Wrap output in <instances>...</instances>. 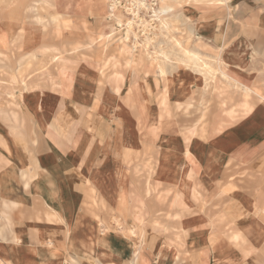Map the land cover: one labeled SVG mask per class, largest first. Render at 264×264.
<instances>
[{"label": "crops", "instance_id": "1", "mask_svg": "<svg viewBox=\"0 0 264 264\" xmlns=\"http://www.w3.org/2000/svg\"><path fill=\"white\" fill-rule=\"evenodd\" d=\"M176 11L182 29L177 37L208 59L218 71L215 78L203 72L198 76L182 64L168 67L161 76L147 59L134 64L132 47L119 42L72 53L68 47L56 48L61 58L50 64L72 75L68 85L56 84V76L46 72L24 81L2 75L0 98L6 99L0 103V264H133L139 237L132 231L143 226L139 264L142 256L144 264H264V223L258 218L264 215V203L249 189L251 178L264 177V0H228L225 6L198 3ZM88 25L86 21L83 32L91 34L94 26ZM84 49L93 50V60L81 53ZM218 50L226 60L219 69L214 63ZM119 66L130 74L118 71ZM92 68L100 84L92 83ZM142 74L146 86H140ZM191 82L211 89L225 116L211 128L209 153L199 137L202 130L184 133L177 151L183 162L180 172L192 177L207 159L204 180L220 184L207 191L215 205L194 207L187 200L198 191L170 184L164 197L171 196L170 187L176 192L167 211L157 214L156 205L163 203L157 186L184 177L175 176L169 161L175 153L165 149L145 165L142 194L130 195L127 172L140 178L134 164L145 137L156 145L157 126L152 119V128L148 123L145 130L118 98H138L143 115L149 93L159 88L160 108L166 111L169 98L188 97ZM104 84L107 90L100 94L98 87ZM60 98H72L88 120L99 124L110 119L107 137L100 139L95 131L90 141L93 129L83 131L80 115L70 117L60 133L50 120L62 109L59 101L66 107ZM228 104L232 106L225 109ZM191 130L197 138L194 145L186 142ZM224 167L243 172L244 185L224 175ZM201 193L204 197L205 190ZM118 219L121 227L115 223ZM235 234L239 237L233 238Z\"/></svg>", "mask_w": 264, "mask_h": 264}, {"label": "rangeland", "instance_id": "2", "mask_svg": "<svg viewBox=\"0 0 264 264\" xmlns=\"http://www.w3.org/2000/svg\"><path fill=\"white\" fill-rule=\"evenodd\" d=\"M120 1L122 5L126 6L127 9H125L127 13L124 10H120L116 13V15H118L119 18L123 19V21L125 22L133 20L134 15L131 9H134V6L132 5L133 8H130L129 6H131L133 2L137 4L140 0ZM83 3L84 0H0V51H2V53L0 54V67H2V69H0V71H3L4 75L15 74L19 77L21 76L29 80H37V76L41 72H46V75L51 74L56 76V84L60 85L63 82L68 85V83L72 80V75L70 76L66 73L64 74L61 71H57L50 64V59L53 55L56 54V52L54 51L55 48H63L64 46H70L71 44L77 41L84 43L88 40L87 36L89 37L90 33L86 34L85 32H83V29L86 27V21L89 24L88 26H94L93 31H91L92 36L97 35L98 32L102 34L106 33L107 35H109L106 46L114 44L115 42H119L122 44L127 43L126 45H130L132 47L133 43H135L136 41L133 34L130 36V41L126 42L124 40L125 30H122L117 24L115 25V18L114 20L109 18L108 12L101 14L97 10H95V8H91L90 11L87 10L84 13H80V10L83 7ZM145 3L149 7L148 9L141 8L139 12H135L139 14L136 17V20L139 23L140 19H143L146 22H150L153 27H156L159 24V22H157L156 20L166 19V21L176 27L177 25H179L176 20L178 18L177 16L180 15V11H174L165 15L160 12L163 6V2H161V0H145ZM153 4H155V6H152ZM184 5L187 6V3H184L183 6ZM108 6L110 8V5ZM41 9H43V11ZM39 14H43L44 17L48 20H51L52 17L55 15H62L64 19L66 18L69 21H72V28H69L68 31H64L61 22L57 25L44 24V26H40L35 21L36 16H39ZM100 23L102 26L101 30ZM58 27H60V29ZM177 29L178 30L175 32V37L179 39V37H177V33L180 32V28L177 27ZM11 31H22V40L17 37H14V39H11L13 41H10L8 48L2 49L5 41H8ZM62 32L64 33L60 36ZM134 32H137L136 34H138V37L140 38L136 39L138 40V42L141 43L142 41H144L143 37L148 36L150 31L146 30L145 32H143L142 28L138 29L136 27L134 29ZM154 33L155 30L151 34L152 38L154 37ZM41 46H48L50 48L44 53H31L36 51H33L32 47L35 49ZM81 53H83L87 59L93 60V50L84 49V51H81ZM140 56V50H137L134 54V64ZM78 58H80V56ZM148 62L151 64L149 60ZM253 62L256 61L254 60ZM134 64L132 65L133 67L135 66ZM110 70L111 69H109L108 71ZM117 70L122 72L124 75L130 74V71L128 69L126 70L121 66H119ZM91 73L95 75L96 79L92 83L100 84V82H97L101 78L99 77V73L94 68H92ZM148 76L152 77V72H150ZM0 78H2L1 74ZM46 80H42L40 82L48 84L49 80ZM145 82L146 80L144 78V75L142 74L141 86H146ZM102 86L103 87L100 88L98 87L100 94L107 90L105 84ZM189 86L190 90L188 93V97L169 98L167 102L168 105L166 107V111H163L160 108L161 98H157L159 88L155 91L150 92L149 98H147L145 104V111L143 115H140L139 113L140 104L138 98H118L122 103L127 106L130 116L136 122H138V124L140 123V126L143 127L145 130V126L148 125V123L152 119L153 121H155V124L157 126L156 145H150L149 138L145 137L144 144L139 152V159L134 164L138 165L137 170L139 171L138 175L140 176V178H135L131 171L127 172V180L129 181L128 192H130V195L132 197H137V195L142 194L143 180L141 176H143V174L145 173V165L149 163L150 160L154 161V159L160 157L162 155L161 153H163L165 149L175 153L169 159L170 167L172 168L175 176L178 175L181 178L184 177V179L182 180L171 179L170 181H166L167 183L161 181L160 184L157 186L156 193H158L159 196L162 197L161 201L163 202L159 206L156 205L157 207L155 210L156 212H158L157 214H159L161 211H167L166 206L169 204V199L171 196H174L176 192L173 189L174 187H170L172 188V190L170 191L171 196L164 197V195L167 194V185L170 184L177 186L182 183V185H184L187 190H189V192L198 191V193L196 192V194L191 193L192 197L190 199L188 198L187 200V202L193 205L194 207L201 208L204 206H210L211 204L212 206L215 205L213 204L212 200H208L209 198H207V191L211 190L212 186L220 184L207 182L205 181L208 180L206 178L204 180V173L208 166V160L206 159L204 162V166L198 169V174H194L192 177L185 178V174H181L180 172L183 162L180 159L179 154H177V151L181 146L184 133L189 128H194L196 130H202L199 137L206 144V150L209 153L211 149L210 140L212 138L211 128L216 121L219 122L224 120L225 113L218 107L217 98H211V89L204 90L202 88V84L197 82H191ZM47 88L45 87L44 89L47 90ZM18 91L19 89L15 90V92ZM5 99L6 98H0V103H3ZM60 99H62V101H65L66 107L64 108L62 106L63 104H61V102L59 101L58 106L62 107V109L60 111H55L52 117L50 118L55 128L60 131V133L64 131L65 126H67V124L71 123L72 118L70 117L77 118L80 115L82 116V119L80 121L82 122L83 131L86 132L87 127H92L93 129L92 136L89 137L90 141L93 140V132L95 131L96 136L98 138L105 139L107 137V134L112 127L110 119H104L103 121H101V123L98 124L94 119L88 120L87 115L83 114L81 112V109L79 112L76 109V105L73 103L72 98ZM231 106V104H228L225 109H229ZM30 126L34 128V125L32 126L31 124ZM33 128L30 129V132H34ZM97 142L99 141H96V143ZM124 168L125 167L121 164L120 169L124 170ZM133 168H135V166H133ZM223 174L229 175L234 179L236 178V182L238 184L244 185V179L242 178L245 177V174L243 172H238L234 168L228 169L227 167H224ZM251 179L253 181L249 182V189L253 192V196L258 195L259 199L256 198L257 201L263 204L264 177H262L261 179ZM202 190H205L204 197L201 193ZM132 197L130 198L133 199ZM258 218L261 220L262 223H264V215H258ZM144 227L145 226H143V228ZM143 228L139 227L136 230V236L139 237L136 250H138L139 247L142 245V238L146 229ZM142 259L144 264L143 256Z\"/></svg>", "mask_w": 264, "mask_h": 264}, {"label": "bare ground", "instance_id": "3", "mask_svg": "<svg viewBox=\"0 0 264 264\" xmlns=\"http://www.w3.org/2000/svg\"><path fill=\"white\" fill-rule=\"evenodd\" d=\"M161 2H163V6H162L160 12L166 15V14H169V13H172V12L176 11L177 9H181L182 7H184L185 6V5L183 6L184 3H187L188 6H192V5L198 4V3H201V4L202 3H207L209 5L214 4V5L225 6L227 4L228 0H186V1H182V0H161ZM108 5H110V8H109ZM132 5L134 6V9H131L132 12H133L134 18H133V20H129V21H126V22L123 21V19L119 18L118 15H116V13L118 11H120V10H124L127 13L126 6L122 5L120 0H84L83 7H82V13H84L87 10L90 11L91 8H95V10H97L101 14H104L105 12L106 13L108 12V16L111 19L116 18L115 25L117 24L122 30H125L124 40L126 42L130 41L129 39H130V36L132 34L134 35L136 41H135V43H133L132 49H133V51L135 53H136L137 50H140L141 56L138 58L139 62H144L145 59L149 60L151 62V66H154L155 69L157 70V73L159 75H161V76H165L167 74V68L168 67L174 68L176 65L182 64L184 67L190 68L194 73H197L198 76H200L201 72H203V73H206L207 76L210 74L211 77H213V78L216 77V74H218V71L213 70L212 64L209 63V61H208V59L206 57L201 56L193 48L189 47V44L184 42L182 39H180V38L178 39V38L175 37V32L178 30L176 26H174L173 24H171L168 21H166V19H158L159 24L156 27H153V25L150 22H146L143 19H140V23H139L136 20V17L139 14L135 13V12H139L141 8L148 9L149 7H148V5H146L145 0L144 1L140 0L137 4L133 2L131 4V6H129V7L133 8ZM106 6H107V9H106ZM152 6H155V4H153ZM41 10L43 11V9H41ZM131 10H129V11H131ZM155 12H157V11H155ZM35 21L40 26L41 25L44 26V24H46V25H50V24L55 25L56 24L57 25L58 23L61 22L62 26L64 28V31H68L69 28H72V26H71L72 25L71 24L72 21H69L66 18L64 19V17H62V15H59V14L53 16L51 20L46 19L43 14H39V16H36ZM136 27L138 29L142 28L143 32H145L146 30L150 31L148 36L143 37L144 41H142L141 43L138 42V40L136 39V38H138V39L140 38V37H138V34H136L137 32L136 33L134 32V29ZM58 28L60 29V27H58ZM154 30H155V33H154V37L155 38L154 37L152 38L151 34H152V32ZM193 30H194V28H191V30H190L191 34L193 33ZM21 34H22V31H18V32L11 31L10 32V36L8 38V41L6 40L4 44L2 43L3 44V48L2 49L8 48V46L10 44V41H13L11 39H14V37H17L20 40H22V35ZM108 37H109V35H107L106 33L99 34L98 36H92V34H90L89 37H88V40L86 42L81 43L80 41H77V42L71 44L70 46H64L63 50H65L68 47L70 49L71 53H72V52H77L81 47H83V48L84 47L92 48V49L93 48H95V49H102L103 48L104 49L106 47V43H107ZM49 48L50 47H48V46H44V47L41 46V47L35 48V49L32 47L33 51H35V50L36 51L35 52H31V53H35V54L37 52L44 53L46 50H49ZM58 50L59 49H56V48L54 49V51H58ZM102 51H104V50H102ZM1 53H2V51H0V54ZM125 56H126V54H125ZM60 58H61V56H56V55L52 56V58L50 59V62L51 63H53V62L56 63V62L59 61ZM214 63L217 65L218 69H219V67L224 65V63H226L225 59L223 58L222 50H218L216 52V54L214 56ZM56 66H57V64H56ZM0 69H2V67H0ZM139 69H141V68L139 67ZM0 74L3 75V76H6V75H4L3 71H0ZM221 75L226 77L222 73H221ZM7 76L11 80L22 79L21 81H24L23 77H21V76L19 77L18 75H15V74L7 75ZM134 79H135V77H134ZM135 80H137V78ZM218 81H219V78H218ZM26 87L28 88V83H27ZM238 87H240V86H238ZM35 88H37V87H35ZM248 100L249 99H247V101ZM152 126H153V124L149 123L148 129H151ZM195 139L197 140V138H195ZM195 139H194V132H193V130H191L188 133L187 137H186V142H188L189 145L190 144L194 145V143H196ZM187 154H188V156H190V154H191L190 150L187 151ZM175 219H176V217H175ZM115 223L119 227L122 226V223H121L120 219L115 221ZM132 234H134L136 236V232L132 231ZM235 237H239V235H237V234L233 235V238H235ZM142 249H143V247L141 245L139 247V249L134 252L133 264H139V258H140Z\"/></svg>", "mask_w": 264, "mask_h": 264}]
</instances>
